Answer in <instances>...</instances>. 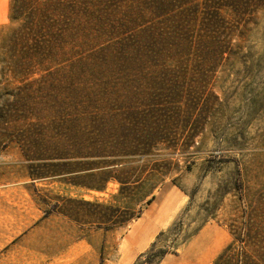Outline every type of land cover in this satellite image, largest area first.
Returning a JSON list of instances; mask_svg holds the SVG:
<instances>
[{
    "label": "rangeland",
    "instance_id": "rangeland-1",
    "mask_svg": "<svg viewBox=\"0 0 264 264\" xmlns=\"http://www.w3.org/2000/svg\"><path fill=\"white\" fill-rule=\"evenodd\" d=\"M245 19L242 37L233 40L231 55L218 61L214 73L195 64L200 85L177 107L149 156H98V185L102 172L159 174L155 199L144 204L140 217L128 220L137 193L133 187L121 193L114 180L104 191L74 185L85 174L75 171L91 167L94 159L38 167L17 149L1 154L0 264H215L230 245L259 246L264 238V1ZM16 24L11 0H0V90L2 40ZM114 161L123 163L111 165ZM38 172L45 177L33 180L30 174ZM119 220L125 224L112 225Z\"/></svg>",
    "mask_w": 264,
    "mask_h": 264
},
{
    "label": "trees",
    "instance_id": "trees-1",
    "mask_svg": "<svg viewBox=\"0 0 264 264\" xmlns=\"http://www.w3.org/2000/svg\"><path fill=\"white\" fill-rule=\"evenodd\" d=\"M260 1L11 0L17 24L1 46L0 155L14 148L38 167L94 159L75 171L85 174L74 185L104 191L114 180L121 193L133 187L128 220L140 217L155 199L159 174L102 172L98 185V156H149L200 85L195 64L214 73ZM259 243L230 245L215 264H264V238Z\"/></svg>",
    "mask_w": 264,
    "mask_h": 264
}]
</instances>
